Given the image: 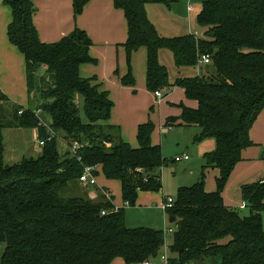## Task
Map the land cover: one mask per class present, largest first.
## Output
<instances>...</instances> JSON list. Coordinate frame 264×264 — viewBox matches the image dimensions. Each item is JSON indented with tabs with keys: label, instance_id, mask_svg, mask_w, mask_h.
Masks as SVG:
<instances>
[{
	"label": "trees",
	"instance_id": "obj_1",
	"mask_svg": "<svg viewBox=\"0 0 264 264\" xmlns=\"http://www.w3.org/2000/svg\"><path fill=\"white\" fill-rule=\"evenodd\" d=\"M90 0H72L74 17ZM167 5V0H113L123 12L127 39L123 47L127 74L124 86L133 87L130 61L146 50V89L167 96L183 90L195 109L179 103V120L200 128L194 138H212L214 150L204 155L199 179L177 191L167 215L174 217L167 264H192L218 259L216 264H264V178L241 186L249 215L223 204L222 192L241 152L256 145L249 129L264 109V0H203L196 22L203 36L163 37L150 22L146 6ZM11 11L7 25L9 43L24 57L27 108L15 105L0 91V264H109L121 258L126 264L156 259L164 246L163 231L125 226L124 211L113 209L103 194L98 201L70 196L79 183L83 166L100 167L107 180L118 181L122 200L134 206L139 192L161 190L160 175L166 165L159 146L152 145L154 124L138 126L137 148L120 138L117 127L100 124L113 107L95 78H81L82 64H96L89 55L91 40L75 28L52 44L42 43L33 24L34 0H3ZM171 54L177 72L196 71L201 55H208L214 73L171 79L160 54ZM44 72L39 75V70ZM86 122L80 116L79 100ZM22 111L21 114H18ZM50 118L41 125L38 113ZM33 128L46 141L37 157L23 158L13 166L3 163L4 129ZM68 146L60 154L56 140ZM78 144L76 154L69 147ZM109 145V146H107ZM264 157V156H263ZM217 169L215 190L204 189L205 172ZM96 174V173H95ZM106 214L102 215L101 212Z\"/></svg>",
	"mask_w": 264,
	"mask_h": 264
},
{
	"label": "crops",
	"instance_id": "obj_2",
	"mask_svg": "<svg viewBox=\"0 0 264 264\" xmlns=\"http://www.w3.org/2000/svg\"><path fill=\"white\" fill-rule=\"evenodd\" d=\"M167 1V5H159H163L171 11L172 17L168 20V24L178 29L179 32L176 33V36L192 33L190 30V15L194 12V4L203 0ZM189 5L192 7L190 11L188 10ZM34 6L36 12L33 17V24L42 43H56L62 38L67 37L75 28L84 31L91 40L92 45L89 49V55L92 59L96 60V64H82L79 66L78 73L81 78H95V82L100 86V89L107 92L109 99L113 103V107L110 118L106 122H100V124L117 127L123 142L133 149L137 148V128L143 122L146 123L150 120L148 113L153 110L150 108L153 105L160 110L164 104L162 118H159L157 121L159 128L161 126L167 129H172L173 127H192L198 129V133L200 134V128L186 126L178 119L181 111L177 107V103H183L184 106L191 109L197 107L196 102L185 98L182 89L175 87L167 96H163L162 94L160 102H157L153 93L146 89V50L144 48L133 53L130 61L135 85L130 87L124 86L121 83V79L127 74L125 49L123 47L127 39V25L123 12L114 7L113 0H90L81 14L75 17L72 9V0H34ZM10 20L11 11L7 6L3 5V0H0V91L15 105L27 108L28 93L25 61L23 55L8 41L7 25ZM44 70V68H41L39 75ZM178 90L182 92L179 95L178 101L170 100L177 95ZM82 105L83 103L80 99V116L82 121L86 122ZM42 115L48 119V122L45 121ZM38 117H40L41 122L44 124L43 126L48 127L50 124L49 116L44 113H38ZM171 117L177 118L176 122H170ZM152 123L155 130L156 123L153 121ZM33 130L36 139L38 131L36 129ZM249 138L256 146L247 148L241 152V161L234 166L222 192L223 204L229 208L238 209L239 205L243 202L239 203V198L230 196L233 187H237L238 192L242 185L255 183L264 178V109L249 129ZM63 143V150L65 151L68 149V146L64 141ZM151 143L152 145L159 146L154 141L153 133L151 135ZM182 155L188 156L185 153ZM186 161H189V156L187 160L183 159L180 162ZM95 173V185L83 186L78 183V186L86 189L84 196H87L92 201H98L104 193L108 194L113 209H122L124 211V221L127 228H146L164 231L171 225L169 224V216L159 207L167 197H170L164 196L162 190L158 192H139L135 205L129 206L122 200L121 187L118 181L107 180L102 174L100 167L96 168ZM218 174L219 171L217 169H208L205 172L204 189L207 193L215 190V178ZM210 175L213 179L207 180L208 187H206V178L210 177ZM94 187L102 190L101 193L96 194L93 191ZM239 194H241V190ZM170 244H167L166 239L165 246L160 250L159 257L145 263L163 264L161 256L164 253L168 255ZM109 264L126 263L121 258H115Z\"/></svg>",
	"mask_w": 264,
	"mask_h": 264
},
{
	"label": "rangeland",
	"instance_id": "obj_3",
	"mask_svg": "<svg viewBox=\"0 0 264 264\" xmlns=\"http://www.w3.org/2000/svg\"><path fill=\"white\" fill-rule=\"evenodd\" d=\"M198 1L194 4V12L190 15V30L191 32H197L199 37L203 36V30L200 29L196 22V16L201 9V4L203 1ZM189 7V6H188ZM146 11L148 18L155 25L158 32L166 37L176 36V33L179 32L178 29L170 26L168 20L171 16V11L166 9L163 5H154L150 4L146 6ZM161 63L164 64L169 72L171 79L176 77H187L192 76L195 73L201 76L212 75L214 69L211 66H205L199 64L196 68V71L185 70L177 72L174 67L171 54L167 51H163L160 54ZM199 63V62H198ZM162 92V91H161ZM180 90L177 91V95L170 100L178 101L180 98ZM182 98V97H181ZM178 105V103H177ZM164 104L160 110L153 105L150 107L153 109L149 111L150 120L156 123L155 130L153 132V138L155 143L159 145L162 159L166 162V165L162 166L159 169L153 171L154 174L160 175L161 178V190L164 196H170L173 199L177 196V191L179 187H190L198 182V177L201 171L202 166H204V155L210 153L214 150V139L206 138L199 142H194V138L199 135L198 129L192 127L186 128H176L167 129L158 127L157 121L159 118H162V110ZM175 108V107H174ZM150 110V109H149ZM152 112V113H151ZM41 114V112H39ZM45 114V113H44ZM45 121L48 122V119L42 115ZM40 119V117H38ZM148 120V119H147ZM170 122H176L177 118L171 117ZM144 123V122H143ZM103 125V124H102ZM35 132L33 128H10L4 129L2 132L3 135V163L6 166H13L22 161L23 158L37 157L40 153L39 147L36 145L34 140ZM61 137H58L56 140L57 149L60 154L64 153V145ZM109 146V145H108ZM183 153L188 154L189 161L186 162H174L175 157H179ZM37 154V155H36ZM212 180V176L206 178V187H208V181ZM69 191L70 196H84L86 189L78 186L77 184L71 185ZM93 191L96 194H100L102 190H99L97 187L93 188ZM240 190L237 192V187H233L230 192V196L234 198H239L238 202H242L241 194L238 195ZM112 193V192H111ZM110 193V194H111ZM87 197V196H86ZM239 215L246 217L249 215V210L243 204V202L238 207ZM262 230L264 232V213L261 214ZM174 227L169 225L168 228ZM171 236L167 237V244L171 243ZM3 252V247H0V257ZM218 259H202L196 261L192 264H216Z\"/></svg>",
	"mask_w": 264,
	"mask_h": 264
},
{
	"label": "built area",
	"instance_id": "obj_4",
	"mask_svg": "<svg viewBox=\"0 0 264 264\" xmlns=\"http://www.w3.org/2000/svg\"><path fill=\"white\" fill-rule=\"evenodd\" d=\"M188 10H192V7L189 5L188 7ZM191 35L194 36L195 39H198L199 37V34L197 32H192L190 33ZM198 65L199 64H202V65H207L210 63V57L208 55H201V57L199 58L198 60ZM153 96L155 98V100L157 102H160L162 100V93L161 92H154L153 93ZM22 111H19L18 114H21ZM41 125L43 126L44 124L41 122ZM54 136L53 132H51L49 130V135L47 136V139L46 141H50L51 138ZM44 140H41L39 139L38 137V134L36 135V145L39 147V149H41L43 146H44V143L46 142ZM108 146V145H107ZM80 148V146L76 143L72 144L70 147H69V151L71 153V155L75 156L76 159H77V162L82 164V161H81V157H79L77 154H76V151ZM187 160L188 159V156L187 155H182V156H179V157H175L173 159L174 162H180L181 160ZM95 171H96V167H93V166H83V171H82V174L80 175L79 177V183L82 184L83 186H93L96 184V175H95ZM105 197L107 199H109V196L108 194L104 193ZM173 204H174V199L171 198V197H167L165 199V201H163L161 204H160V209L166 214L168 210H170L172 207H173ZM102 215H105L106 212L105 211H102L101 212ZM174 231V227L172 228H167L163 231V234H164V246H165V240L167 239L168 236H170ZM161 260L163 262V264H167V260H168V255L167 254H163L161 256ZM144 264H147V263H144Z\"/></svg>",
	"mask_w": 264,
	"mask_h": 264
},
{
	"label": "water",
	"instance_id": "obj_5",
	"mask_svg": "<svg viewBox=\"0 0 264 264\" xmlns=\"http://www.w3.org/2000/svg\"><path fill=\"white\" fill-rule=\"evenodd\" d=\"M174 221H175V218H174V217H170V218H169V224L172 225V224L174 223Z\"/></svg>",
	"mask_w": 264,
	"mask_h": 264
}]
</instances>
